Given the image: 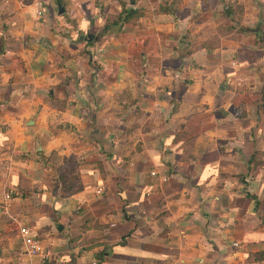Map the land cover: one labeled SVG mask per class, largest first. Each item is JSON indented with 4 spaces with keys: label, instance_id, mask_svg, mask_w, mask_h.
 Wrapping results in <instances>:
<instances>
[{
    "label": "crops",
    "instance_id": "crops-1",
    "mask_svg": "<svg viewBox=\"0 0 264 264\" xmlns=\"http://www.w3.org/2000/svg\"><path fill=\"white\" fill-rule=\"evenodd\" d=\"M0 264H264V0H0Z\"/></svg>",
    "mask_w": 264,
    "mask_h": 264
},
{
    "label": "built area",
    "instance_id": "built-area-1",
    "mask_svg": "<svg viewBox=\"0 0 264 264\" xmlns=\"http://www.w3.org/2000/svg\"><path fill=\"white\" fill-rule=\"evenodd\" d=\"M42 8V7H41ZM37 10V15H40L42 10ZM18 233L21 239V243L24 247V251L28 255H37L41 253V247L38 242L31 236L30 231L27 227L21 226L18 228ZM235 245V243L233 244Z\"/></svg>",
    "mask_w": 264,
    "mask_h": 264
},
{
    "label": "trees",
    "instance_id": "trees-1",
    "mask_svg": "<svg viewBox=\"0 0 264 264\" xmlns=\"http://www.w3.org/2000/svg\"><path fill=\"white\" fill-rule=\"evenodd\" d=\"M53 2H59L60 0H52ZM132 13L130 11H125L122 10L119 15H118V19H117V24L121 25L123 24L125 21H127L130 17H131ZM110 26V23H105L103 28H102V33H104L107 29V27Z\"/></svg>",
    "mask_w": 264,
    "mask_h": 264
},
{
    "label": "water",
    "instance_id": "water-1",
    "mask_svg": "<svg viewBox=\"0 0 264 264\" xmlns=\"http://www.w3.org/2000/svg\"><path fill=\"white\" fill-rule=\"evenodd\" d=\"M62 11H63V8L60 5H58L57 13L60 14ZM96 38L97 37L92 34H86L85 36H80V39L87 40V41L95 40Z\"/></svg>",
    "mask_w": 264,
    "mask_h": 264
}]
</instances>
